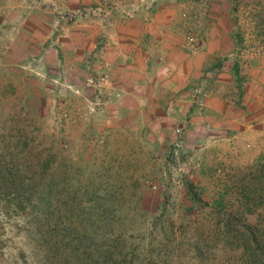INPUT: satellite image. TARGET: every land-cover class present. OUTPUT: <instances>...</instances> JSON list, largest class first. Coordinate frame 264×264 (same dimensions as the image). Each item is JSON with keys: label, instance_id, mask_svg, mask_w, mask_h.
Returning <instances> with one entry per match:
<instances>
[{"label": "rangeland", "instance_id": "rangeland-1", "mask_svg": "<svg viewBox=\"0 0 264 264\" xmlns=\"http://www.w3.org/2000/svg\"><path fill=\"white\" fill-rule=\"evenodd\" d=\"M164 4L186 46L228 14L238 65L264 62V0H0V264H240L238 234L263 229L264 139L191 126L198 85L152 118L94 62L111 23Z\"/></svg>", "mask_w": 264, "mask_h": 264}, {"label": "crops", "instance_id": "crops-1", "mask_svg": "<svg viewBox=\"0 0 264 264\" xmlns=\"http://www.w3.org/2000/svg\"><path fill=\"white\" fill-rule=\"evenodd\" d=\"M223 17L228 14L209 15L213 21L207 20L205 39L197 49L184 44L183 32L178 31L182 25L170 5L114 21L104 31L106 42L94 62L108 88L121 96L143 98L142 111L157 120L165 112H189L191 93L198 85L202 108L188 123L205 137L212 131L216 138L228 135L237 145L253 144L254 139H264V62L248 66L242 60L238 65L232 30L221 23ZM100 28H93L92 49L98 45Z\"/></svg>", "mask_w": 264, "mask_h": 264}, {"label": "trees", "instance_id": "trees-1", "mask_svg": "<svg viewBox=\"0 0 264 264\" xmlns=\"http://www.w3.org/2000/svg\"><path fill=\"white\" fill-rule=\"evenodd\" d=\"M29 196H31V198L26 205V208H15V211H17L16 213H20L21 220H24L28 214L31 215L33 213L32 211L37 209L38 205H42L40 203L44 199L45 194L42 192L38 194L31 192ZM244 227L245 231H243L242 234H238L237 238L235 239L236 247L242 248L243 250L240 264H264V227L262 230L249 225ZM34 230L36 232H40V226L37 225ZM131 264L139 263L133 261Z\"/></svg>", "mask_w": 264, "mask_h": 264}]
</instances>
